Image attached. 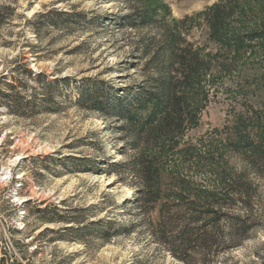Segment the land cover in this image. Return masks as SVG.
Segmentation results:
<instances>
[{
  "label": "trees",
  "instance_id": "16d2710c",
  "mask_svg": "<svg viewBox=\"0 0 264 264\" xmlns=\"http://www.w3.org/2000/svg\"><path fill=\"white\" fill-rule=\"evenodd\" d=\"M122 2L128 9L125 14L93 16L91 21L87 12L76 11L75 6L71 10L51 7L29 19L40 41L48 33L70 34L88 23H113L143 32L134 47V56L143 61L141 81L117 86L87 77L75 82L77 105L112 123L125 157L117 162L97 161L85 171L116 176V181L136 191L122 202L125 207L134 205L133 221L100 219L91 224L105 239L142 225L154 242L184 264H227L220 257L249 240L263 217L256 210L255 176L264 169V107L248 120L237 117L232 135L217 151L183 141L186 132L198 125L213 89L236 79L234 92L248 95L246 80L262 76L264 81V72L260 74L264 0H219L209 8L206 20L208 39L215 46L212 51L187 41L149 0ZM15 9L0 4V25L11 19ZM26 72L24 78L6 82L7 90L1 93L17 115H34L44 105L53 111L56 99L67 97L62 89H73L69 76L46 80L43 73ZM30 79L38 85L31 91ZM230 151L241 160L233 161ZM61 221L72 224L62 228L65 232L74 231L82 240L91 225L75 218Z\"/></svg>",
  "mask_w": 264,
  "mask_h": 264
},
{
  "label": "rangeland",
  "instance_id": "374dc122",
  "mask_svg": "<svg viewBox=\"0 0 264 264\" xmlns=\"http://www.w3.org/2000/svg\"><path fill=\"white\" fill-rule=\"evenodd\" d=\"M218 1L149 0L159 15L167 16L171 28L209 51L215 46L208 39L206 12ZM4 3L16 9L0 25V264H184L154 242L142 225L105 239L91 224L100 219L133 221L134 205L125 207L122 202L136 191L116 181V176L85 171L97 161L117 162L125 157L112 123L77 105L75 82L87 77L117 86L141 81L143 61L134 56V47L143 32L113 23H88L74 33H48L40 41L29 23L35 13L51 7L71 10L75 6L76 11L89 14L88 20L121 15L128 10L124 2L0 0ZM27 69L43 73L46 80L69 76L73 89H62L67 97L59 96L53 111L44 105L31 116L12 113L1 93L7 90L6 82L24 78ZM236 83L228 79L225 86L211 91L198 125L186 132L183 144L217 151L232 135L237 117L248 120L264 107L262 76L244 82L248 95L235 93ZM28 86L31 91L38 85L30 79ZM127 152L132 155L130 149ZM231 153L233 161L241 160ZM259 174L252 176L258 191L256 210L263 217L252 237L221 256L220 262L264 264V169ZM64 217L91 224L83 240L62 229L72 225L62 222ZM46 228L52 230L45 232Z\"/></svg>",
  "mask_w": 264,
  "mask_h": 264
}]
</instances>
